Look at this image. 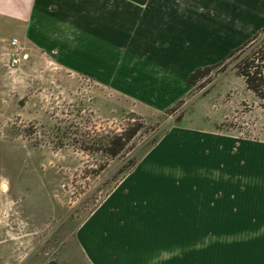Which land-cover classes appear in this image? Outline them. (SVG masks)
<instances>
[{"label":"crops","instance_id":"1","mask_svg":"<svg viewBox=\"0 0 264 264\" xmlns=\"http://www.w3.org/2000/svg\"><path fill=\"white\" fill-rule=\"evenodd\" d=\"M13 38L168 107L189 76L264 28V0H0ZM23 46V47H24ZM180 203L177 264H264V140L204 127L163 136L43 264H143L141 224Z\"/></svg>","mask_w":264,"mask_h":264},{"label":"rangeland","instance_id":"2","mask_svg":"<svg viewBox=\"0 0 264 264\" xmlns=\"http://www.w3.org/2000/svg\"><path fill=\"white\" fill-rule=\"evenodd\" d=\"M9 26L0 18V264H43L75 250V232L121 181L127 158L140 160L164 135L204 126L264 140V96L246 86L237 65L252 51L264 69L262 30L187 95L159 107L23 44L11 67ZM129 123L141 125L134 152L112 157L97 144ZM180 215L176 200L165 218L140 225L139 246L151 253L139 263L177 264Z\"/></svg>","mask_w":264,"mask_h":264},{"label":"trees","instance_id":"3","mask_svg":"<svg viewBox=\"0 0 264 264\" xmlns=\"http://www.w3.org/2000/svg\"><path fill=\"white\" fill-rule=\"evenodd\" d=\"M262 31H264V28ZM250 41L245 42L219 63L208 67L204 66L197 68L189 76L188 83L193 86L197 80L201 79V77L209 74L214 68L218 67L223 62L233 58L238 52L246 47ZM254 54V52L250 51L246 56H243L239 61H237V65L238 68L241 69V74L245 76L246 86L259 96H264V69L259 65H254V62L257 60ZM259 58H264V49L262 50L261 56ZM170 110L171 109H169L167 112ZM140 130L141 125L139 123H129L128 126H125L123 131L113 132L110 136H106L102 140H98L97 144H103V150H105L106 153L110 154L112 157H117L123 151L127 152L132 150L134 152V139L139 134ZM157 142L158 139L153 143V145H155ZM136 156L137 155L133 153V155L127 158V162H125L121 168V178L128 175L137 166L139 158Z\"/></svg>","mask_w":264,"mask_h":264},{"label":"built area","instance_id":"4","mask_svg":"<svg viewBox=\"0 0 264 264\" xmlns=\"http://www.w3.org/2000/svg\"><path fill=\"white\" fill-rule=\"evenodd\" d=\"M11 44L14 47L15 51L12 54L9 53L8 63H9V65H11V67H16L21 62L20 53L24 49V47L21 45L20 41L17 38L11 39ZM27 55L28 54L26 53L23 56H27Z\"/></svg>","mask_w":264,"mask_h":264},{"label":"bare ground","instance_id":"5","mask_svg":"<svg viewBox=\"0 0 264 264\" xmlns=\"http://www.w3.org/2000/svg\"><path fill=\"white\" fill-rule=\"evenodd\" d=\"M6 185V184H5ZM8 187V186H7Z\"/></svg>","mask_w":264,"mask_h":264}]
</instances>
